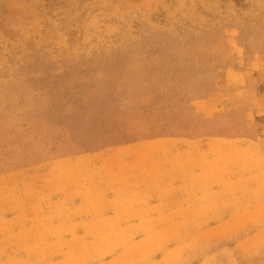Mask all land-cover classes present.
Here are the masks:
<instances>
[{
    "label": "rangeland",
    "instance_id": "obj_1",
    "mask_svg": "<svg viewBox=\"0 0 264 264\" xmlns=\"http://www.w3.org/2000/svg\"><path fill=\"white\" fill-rule=\"evenodd\" d=\"M0 264H264V0H0Z\"/></svg>",
    "mask_w": 264,
    "mask_h": 264
}]
</instances>
